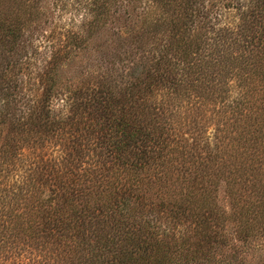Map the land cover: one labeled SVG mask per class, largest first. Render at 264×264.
<instances>
[{
  "label": "trees",
  "instance_id": "1",
  "mask_svg": "<svg viewBox=\"0 0 264 264\" xmlns=\"http://www.w3.org/2000/svg\"><path fill=\"white\" fill-rule=\"evenodd\" d=\"M46 3L0 0V261L261 252L264 0H85L41 46Z\"/></svg>",
  "mask_w": 264,
  "mask_h": 264
},
{
  "label": "rangeland",
  "instance_id": "2",
  "mask_svg": "<svg viewBox=\"0 0 264 264\" xmlns=\"http://www.w3.org/2000/svg\"><path fill=\"white\" fill-rule=\"evenodd\" d=\"M85 0H47L45 4V14H41V27H43L42 35H37V43L41 46L51 44H62L66 41L65 34L69 30L77 32L82 30L81 23L85 19L84 16ZM218 202L228 209V199L226 197L223 186L218 190ZM257 254L253 253L245 258L246 264H258L260 258L264 255V248ZM252 253V252H251ZM0 264H9L6 261H0Z\"/></svg>",
  "mask_w": 264,
  "mask_h": 264
}]
</instances>
